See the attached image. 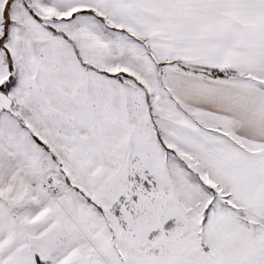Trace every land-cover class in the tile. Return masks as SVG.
I'll list each match as a JSON object with an SVG mask.
<instances>
[{"label":"snow or ice","instance_id":"snow-or-ice-1","mask_svg":"<svg viewBox=\"0 0 264 264\" xmlns=\"http://www.w3.org/2000/svg\"><path fill=\"white\" fill-rule=\"evenodd\" d=\"M0 264H264V0H0Z\"/></svg>","mask_w":264,"mask_h":264}]
</instances>
